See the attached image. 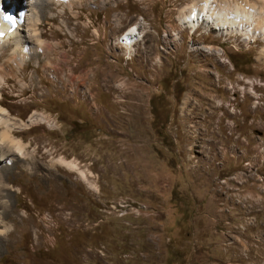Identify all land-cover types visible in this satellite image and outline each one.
<instances>
[{
    "label": "rangeland",
    "instance_id": "1",
    "mask_svg": "<svg viewBox=\"0 0 264 264\" xmlns=\"http://www.w3.org/2000/svg\"><path fill=\"white\" fill-rule=\"evenodd\" d=\"M18 1L0 264H264V0Z\"/></svg>",
    "mask_w": 264,
    "mask_h": 264
},
{
    "label": "bare ground",
    "instance_id": "2",
    "mask_svg": "<svg viewBox=\"0 0 264 264\" xmlns=\"http://www.w3.org/2000/svg\"><path fill=\"white\" fill-rule=\"evenodd\" d=\"M44 1H46L47 3H51V2H56L58 0H44ZM60 1H63V0H60ZM212 3H213L212 0H205L202 4L199 3V4L195 5L193 7L192 11L190 10L191 12L188 15L189 18L188 17L187 18L189 20L192 19L193 21H195V16L199 20L201 17H203L205 19L207 18L208 21L215 22L219 29H222V28L225 29L226 24H225V21L223 19V17H225L224 16V10L225 9H222L220 7H217V6H215L213 8ZM13 6L16 7L17 9L12 10L13 14H14L15 24L11 25L12 23L8 22L7 20L2 19V15L4 13H6L7 10H10L11 7H13ZM24 6H23V3L19 2L18 0H0V47L1 46L5 47L6 45L8 46L9 43L16 45L13 49L12 54L9 57H7L2 62V64H0V86L4 81H6V77L9 76L8 75L9 73L7 74L8 71L6 72V70H4L5 66L10 65L13 62V60H15L14 58L17 54L22 55L23 58H27L28 54H29V51L27 50L28 49L27 43H26L28 35L25 32V29H26L25 25L27 26V21L31 18V12H30V8H28V7L24 8ZM19 9H24V11H25L24 15L22 17L19 16ZM253 12H254V9H252L251 11L250 10L249 11H247V10L240 11L239 9H235V17L241 26L242 25L251 26L252 27L251 29H255V31L257 30L261 33V31L262 32L264 31V28L262 29L261 26H258L257 23L255 24V21L253 20V14H252ZM207 19H206V21H207ZM263 19H264V16H263ZM35 22H36V19H35ZM37 24H39V23H37ZM37 24H35L34 28L32 29L33 35H36V36H38ZM194 27H196V25H194L193 28ZM247 28H249V27H247ZM247 28L245 27V29H247ZM137 30H138L137 27L132 26L131 29L129 31H127V34H126L127 43L131 44V43H133L134 40L137 39V37L139 35V32H137ZM255 31H254V34H255ZM39 42H40V40H39ZM40 43H39V45H41ZM13 69L16 70V68H14V67H13ZM16 74H17V71H16ZM0 114H3V115L8 114L7 109H5L1 105V103H0ZM2 145L5 147H8L9 150L7 153H9L10 156L17 153V151H18V154H21V155H22V153L24 154V152H23L24 143L15 137V134H14L12 127H11V121L9 120V118H5V117L0 116V147H2ZM14 149L17 151H14ZM61 159H62V157H61ZM61 162H63V161H61ZM69 163H71V162H69ZM73 165H75V164H73ZM10 213H12V212H10Z\"/></svg>",
    "mask_w": 264,
    "mask_h": 264
},
{
    "label": "snow or ice",
    "instance_id": "3",
    "mask_svg": "<svg viewBox=\"0 0 264 264\" xmlns=\"http://www.w3.org/2000/svg\"><path fill=\"white\" fill-rule=\"evenodd\" d=\"M6 19H11V17H6Z\"/></svg>",
    "mask_w": 264,
    "mask_h": 264
}]
</instances>
